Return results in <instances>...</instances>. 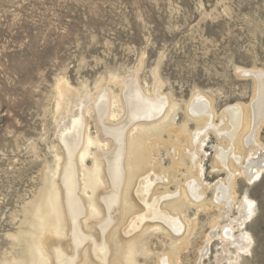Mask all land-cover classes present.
Returning a JSON list of instances; mask_svg holds the SVG:
<instances>
[{
  "label": "rangeland",
  "instance_id": "rangeland-1",
  "mask_svg": "<svg viewBox=\"0 0 264 264\" xmlns=\"http://www.w3.org/2000/svg\"><path fill=\"white\" fill-rule=\"evenodd\" d=\"M253 68L264 74V0H0V264L31 263L30 258L36 253L32 240L39 232L38 208L54 188L52 184L60 188L61 196L63 193V152L70 126L78 123L77 127L83 130L82 139L89 133L95 140L84 160L88 169L93 168L94 152L111 150L112 137L101 132L103 98L113 115L103 123L126 120L132 136L144 133L155 139L160 121L132 117V102H127L132 94L139 99V105L153 101L156 106L164 101L161 115H167L165 121H174L181 128L185 125L188 132L200 124L195 121L196 115L188 111L189 101L196 94L206 95L215 113L214 124L221 126L218 130L226 131L231 128L225 108L237 103L247 106L254 99V76L242 71ZM68 87L70 93L61 96L60 90ZM108 93L112 101L106 99ZM222 114L227 115L224 123ZM164 131L160 136L164 144L158 143L153 149L158 162L133 177L135 180L148 176L154 182L148 201L165 189L175 191L177 179L185 185L182 174L189 162L186 159V165L173 168L174 137ZM221 137L211 129L201 136L197 148L199 182L206 201L201 206L192 200L187 205L182 203L183 208L179 206L180 218L189 224L184 241L173 236L160 220L141 218L129 225L130 229L127 224L145 210L132 190L133 208L129 214L122 209V215L116 218L113 211L114 218L109 220L102 209L104 216L91 218L88 226L83 223L84 218L79 219V229L83 228L85 237L93 236L97 244L106 242V238L109 258L106 255L105 261H109L105 264H124L125 246L131 241L137 244L136 264H160L161 256L172 251L177 259V263L172 260L173 264H264V168L252 178L240 169L234 181L235 204L223 202L224 208L218 209L212 204L214 184L227 175L224 170L214 169L216 147L226 144ZM256 138L261 149L250 157L254 162L264 159V118ZM250 145L244 143V148L248 150ZM125 163L122 160L123 171ZM104 166L102 163V178L107 182ZM162 171L168 174V182L156 179ZM81 198L87 201L86 197ZM244 198L251 203V212L238 224L234 219L239 217V201ZM171 203H175L173 197L162 199L160 207L170 213ZM97 220L108 223L105 234ZM217 222L220 227L211 233ZM226 224L231 225L232 236L221 230ZM68 225L67 220L64 229L71 234ZM241 233L247 235L246 247L233 243ZM81 243L72 248L74 245L68 241L62 256L74 258L72 264H100L88 239ZM86 251L90 261L85 262ZM46 257V264H56L53 255Z\"/></svg>",
  "mask_w": 264,
  "mask_h": 264
},
{
  "label": "bare ground",
  "instance_id": "bare-ground-1",
  "mask_svg": "<svg viewBox=\"0 0 264 264\" xmlns=\"http://www.w3.org/2000/svg\"><path fill=\"white\" fill-rule=\"evenodd\" d=\"M242 71L244 72V74L254 76V80H253L254 89H255L254 99H252L250 104H248L247 106H244L241 103H237L235 105H231L225 108L224 113H226L228 117L230 118V128H231L226 131L218 130L221 126L214 124L213 118L215 117V113L213 110L211 100L206 95L196 94L189 101L188 111L196 115L195 121L200 124L197 125L195 131L188 132L186 127H184L185 125H183V127L181 128V127H177L174 124V121L172 122L168 121L169 123L165 121V119L167 118V115L166 116H164L163 114L161 115V112L163 111V107H164L163 106L164 101L162 102L161 99L159 100L161 102L159 103V105L158 104L156 105V106H159L157 109H155L156 106H154L155 103H153L152 99H151L152 103L144 100L146 101V103L142 101V105L140 104L141 105L140 106L137 101L139 99H136V97L133 96L132 94V98L131 99L129 98L127 101L129 102V104L132 102L131 105L133 106V109H131L132 111H130V115L132 117L133 116L134 117L136 116V118L143 117L146 120L150 118H155V120L157 119L155 122L160 121L158 122L160 123L158 125L159 127L157 126L159 133L155 134L153 132L156 135V136L153 135L156 140L154 138L150 139L151 135L144 136V133H143V136H141V134L139 136H132L131 129L128 128L127 126L128 124L125 122L126 120L122 122L115 121L116 123L113 121L114 123L111 125L109 124L112 121L108 124L103 123L104 120L105 122H108V120H111L110 117H113L112 111L107 110L106 101L103 98V100L101 99L102 104H104L103 110L99 108L102 113L101 119L102 120L104 119L103 121L100 122L101 128L103 127L102 129L103 131L101 130V132L103 135L112 137L111 139L112 148L111 150H109L108 153H104V152L99 153L98 152L99 149L97 151L98 153L94 152L95 153L93 157L94 164L92 163L93 168L88 169V167H85L86 165L84 164V160H85V157L90 153L89 146H91L92 144H95V140H92V138L89 136V133L87 134L86 131H85L86 134L85 136L83 135L84 138L82 139L81 131L83 130L80 131L79 127H77L78 123H74V124L72 123L73 125L70 126L69 131H68L69 134L68 136H66L67 137L66 145L65 147L63 146L66 149V151L63 152V153H66V158L64 156L65 158V162L63 165L64 167L61 166L63 168V171H62L63 193L61 196V193L59 190L60 188H58L57 186L58 184H56L57 187H55V183L52 182L54 183V184L51 183L52 187L54 188L51 189V191L48 194H46L45 196L46 199L43 198L45 200L43 201L44 203L42 202V204H40V206L42 207L38 208L39 209L38 214L36 215L37 217L36 220H38V223H36V226H37L36 228H38L39 232L37 233L38 235L37 236L35 235L36 237H34V239L32 240L33 241L32 244L36 250V253L33 251V249L32 251L30 250L31 253L32 252L33 254L35 253V255H32V257L30 256L31 257L30 264H46V261L48 258L46 256H48L49 253L53 255L54 259L56 260V264H72L71 261L74 258L71 260V258L68 259L62 256L63 254L66 253L63 250V248L67 247L66 245L68 244V241L71 242V246L74 245L72 248L78 247L79 244H82L81 242H83V239L86 240V238L89 241L90 249H92L91 251H93L95 254L94 256L97 257V261L100 264H105V262L109 261V259L105 261L106 255L107 257L109 256L107 252L108 242L105 238V235H104V238H105L104 240L107 243L103 242L100 244H97L93 240L92 238L93 236L88 235L87 237H85L82 233L83 228L80 227L81 231L79 229V225H81L80 220L81 218H84L83 223L86 226H88V224H90L89 222L91 221L92 223L93 221V219L91 220V218H94V219L100 218V215L104 211L106 212V215L109 218V220L111 217L114 218L112 215L113 211L115 212V214L114 212L113 214L116 218L120 217L122 209H124V211H127L126 213L129 214V210L130 209L132 210L133 208L132 203H130L131 201L130 195L132 194V193L130 194V190H132L135 200L141 205H143L145 210L142 214H139L140 216H137V218L133 216L135 220L130 221L129 224H127L128 226L129 225L131 226L133 224L135 225V221H139L141 220V218L143 219L151 218L155 220H160L168 228L169 232L173 236L181 237L179 239L180 242L182 240L184 241L187 235L189 234L188 232L189 227L187 226L189 224H185L186 222L184 223L182 218H180L181 211L179 210L180 209L179 206L181 205V207L183 208L182 203H185L187 205L188 203H190L191 200L195 204H197V206H201L206 201L204 200L205 198L204 192L202 191V188H200L201 186H200L199 181H200L201 171L198 168L197 148L200 146L202 142L201 141L202 134H204L208 129L213 130L217 136H222L221 138L226 139V144L224 146L218 145L216 147L215 163H214L216 166L214 167V169L216 172L220 170H224L227 175L224 180H220L214 184V187L216 190H215L214 197H213L214 202L212 204L215 205L218 209H220L221 207L224 208L223 202L227 203L228 205L231 203L234 205L236 202L234 181L236 177L241 173L240 169H242L244 173L248 174L250 178H252L255 175L257 176L259 172L264 168V159L259 160L257 162H254L255 160L250 159V157L253 156L257 152L258 149H261V147L258 145L259 143L256 137L258 135V130L264 118V74L260 73L254 68L244 69ZM132 88H134V85ZM70 90L71 89H69V87L61 89L60 90L61 96L63 94H66V92L70 93ZM134 95H138V94H134ZM108 96L109 97L106 96L107 97L106 99L110 98L109 93H108ZM127 96L129 95L127 94ZM62 98L63 97H61V99ZM112 100L113 98L112 99L110 98V101ZM136 102H137L136 104L137 106L135 105ZM111 103L112 102H110V104ZM131 105H129L130 108H131ZM108 109H109V106H108ZM227 115H223V114L221 115V120L223 121V123L225 121L224 118ZM188 116L190 117L189 114ZM78 122L80 123V121ZM158 123H154V124H158ZM80 124H82V122ZM125 126H127L128 128L127 130ZM200 126H202L203 128H199ZM134 127L137 128L136 126ZM149 127L151 126L149 125ZM149 127H148V130H149ZM64 128L65 130H68V126H67V129L66 127ZM129 129H130L129 133L131 134L130 136L128 134ZM133 129H132V132H133ZM148 130H145V131H148ZM164 130L167 131V134L174 137L173 142L175 144L173 145L174 147L172 148L173 168L177 169L178 166L180 165H183V164L186 165V159L189 162L185 167L186 173L182 174L184 181H185V185L183 186L181 184L180 179H177L175 181L176 183L175 191L170 192L168 191V189H165L166 191L164 190V192L161 193L160 195L152 196L153 198L152 197L149 198V201H148L147 200L149 197L148 193L150 192L151 188L153 189L152 183L154 182H150V180L148 179V176H143V177L139 176L140 178L139 177L135 178V180H133L134 179L133 177L137 176L135 174L139 170L141 169L143 170L144 167L147 168V165L150 166L152 163L154 165V162H158L154 158L153 149L155 148V145H157L158 143L159 145L164 144V142L160 138L161 132ZM151 131L150 133H152ZM139 133H140V130H139ZM157 136L159 137L160 140L156 138ZM125 138H126V143L124 142ZM96 142L98 143L99 141L97 140ZM105 143H107L108 145L109 142L106 141ZM176 143L179 145V147L175 146L177 145ZM244 143L251 144L249 147H246L248 148V150L244 148ZM98 144L100 145V143ZM104 146H103V150L105 151L104 148H106L107 146L106 147ZM90 155H93V154L91 153ZM246 155H248V158H246ZM244 158H246L245 165L243 164ZM122 160H124V163L126 161V163L123 164L124 165L123 168H126V170L124 171L122 170ZM102 163H105V166H104L105 171H106L105 175L108 178L105 181L107 182H104V179L102 178V172H101L103 168ZM77 164L79 166L78 168H77ZM179 170L180 169H178V171ZM77 171H79L80 173L79 172L78 173L81 175L80 182L78 181L79 179H77L78 178ZM103 176H104V173H103ZM156 179H160L164 182L169 181L168 174H166L163 171L160 172L159 176L156 175ZM132 180L136 181L135 185L133 184ZM131 185H134V186H131ZM131 187L133 189H130ZM107 189L108 191H106ZM79 193L80 195H82L80 197H84V198L86 197L85 199L87 201L83 202L84 200L82 201V198L80 199V197L78 196ZM172 197L174 198L175 203H171V205H173L172 207L169 205L171 208V210L169 209V211L171 213V211L174 210V212L172 211L173 214H170L167 210H164L160 207V202L162 199H169ZM249 204L251 203L247 201L246 198L239 201V205H238L239 217L234 219L236 223L242 224L243 223L242 219L246 218L249 212H251ZM101 206H104V207L102 208ZM184 207L186 206L184 205ZM102 209L104 211H102ZM34 210L36 211V209ZM131 210L130 212H132ZM228 212L229 211L225 212L224 214H220L219 217L228 214ZM128 214H126V216ZM102 216L104 215L102 214L101 217ZM129 216L131 215H128L127 218H131ZM121 219L119 221H122ZM67 220L70 225V229L68 230H69V233L71 232V234H68L67 230L64 229V226L66 225ZM97 221H98L97 222L98 224L100 223L101 220L100 221L97 220ZM94 226H95V223H94ZM99 226H100V230L104 232L105 234L106 233L105 230L107 229L108 223L105 224L104 221H101ZM230 226L228 224L223 225L221 226V230L224 229L227 235L232 236L233 234H231ZM217 227H220V224L218 222L213 225L210 232L216 233ZM64 230L66 231L65 233H64ZM108 232L109 231H107V235H108ZM40 234H44V236L42 237L40 236ZM65 236H68V238L63 241L62 238ZM222 238H224V241L226 242L229 240L226 237H224L223 234H222ZM177 240L178 239L175 240L176 242H173V246L177 243ZM206 240L207 241L209 240V236L207 235H206ZM131 242H129L125 246L124 255L122 257L123 258L122 260H124V264H136L134 254L136 253L135 251H136L137 246L135 245L137 244L136 242H134L135 244ZM247 242H248V238L245 233H241L238 237L234 238L233 240V243H236L237 245L242 246V247H246ZM30 248H33V247H30ZM61 251H64L65 253L62 254ZM86 254H87L86 257L84 255L85 262L90 261L88 259L87 251H86ZM91 254L93 256V253ZM170 254L169 253L163 254L160 259L161 260L160 264H173L172 260L173 261L176 260L175 263H177L176 256H174L175 254L174 251H172ZM66 256L68 257V254ZM49 262L50 261H48V263ZM88 263L89 262L85 264H88ZM108 264L110 263L108 262ZM111 264H119V262L116 261Z\"/></svg>",
  "mask_w": 264,
  "mask_h": 264
}]
</instances>
